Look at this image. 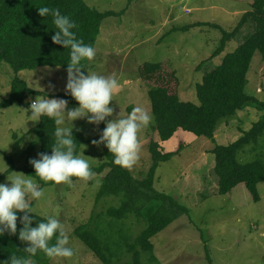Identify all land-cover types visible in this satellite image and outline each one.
I'll return each mask as SVG.
<instances>
[{
	"label": "rangeland",
	"instance_id": "374dc122",
	"mask_svg": "<svg viewBox=\"0 0 264 264\" xmlns=\"http://www.w3.org/2000/svg\"><path fill=\"white\" fill-rule=\"evenodd\" d=\"M84 1L102 12L122 13L105 20L95 57L82 61L81 71L85 75L96 73L112 77L120 85L115 100L109 105L114 111L105 118L107 123L127 117L134 107L143 108L153 117L150 125L138 133L140 158L129 169L133 177L142 179L150 170L152 140L159 142L165 153L180 149L179 155L160 165L154 186L158 192L171 196L187 208L189 214L180 216L152 239L159 262L156 264H264V183L258 186L260 201L257 203L244 184L230 194L220 195L214 171L215 157L211 154L216 145H229L238 140L261 119L263 112L248 106L234 117L224 119L217 127L214 140L180 130L170 141L161 142L159 134L153 130L150 85L140 77L139 68L144 63L162 64L170 80V90L177 93L182 102L198 105L197 84L254 32V26L248 24L237 39L227 44L222 55L211 60L222 38L220 28L232 31L243 14L251 10L253 0ZM198 23L203 25L184 30ZM18 72L19 78L42 96L47 95L45 98L62 99L54 95H70L66 93L68 72L61 68ZM15 76L16 72L8 64L0 65V103L9 97ZM248 77L246 92L264 101V54H256ZM38 97L28 95L23 106L0 110V176L11 170L0 183L10 184L7 177L21 175L32 178L44 190L43 199L30 203L36 214L61 221L69 237L67 246L74 251L71 258H53L50 264H104L75 235L77 228L88 223L91 228L98 227L102 231L103 240L110 245L107 249L115 254V263H131L127 243H133L145 229L154 208L147 204L141 216L132 213L123 220L111 219L107 216L108 210L119 207L122 198L109 196L97 201L102 176L72 180L71 185H57L36 177L29 161L40 159L41 145L38 137L29 132L40 121L30 118V104ZM76 107L79 106L68 105V109ZM66 126L85 136L86 144L79 155L88 160L91 169L105 162L103 144L92 143L101 139L100 122L89 123L88 117H84ZM33 143L37 144L34 149ZM256 159L264 163V136L239 155V162L243 164ZM26 167L33 175L24 171ZM147 259L143 256L144 264H153Z\"/></svg>",
	"mask_w": 264,
	"mask_h": 264
},
{
	"label": "trees",
	"instance_id": "16d2710c",
	"mask_svg": "<svg viewBox=\"0 0 264 264\" xmlns=\"http://www.w3.org/2000/svg\"><path fill=\"white\" fill-rule=\"evenodd\" d=\"M47 6L59 9L62 15L70 18L76 27L71 31L76 41L96 48L101 29L106 19L118 17L122 13L114 11L102 12L90 7L84 0H0V65L8 64L16 76L11 81L9 97L0 103V110L13 106H23L28 95H39L28 84L18 77L21 69L36 70L39 68H61L67 71L70 62L71 49L62 44H55L51 37L57 29L53 24L51 13L40 16L38 7ZM254 26V32L247 35L243 43L232 53L226 55L222 64L208 72L201 83L197 84L196 91L199 104L182 102L177 93L170 90V80L160 63H144L140 68V77L150 85L149 97L155 124L153 130L159 134L161 142L171 140L178 131L182 130L204 137L215 139L218 125L224 119L237 115L246 107H255L263 112L261 119L254 123L250 130L229 145H216L211 151L215 157L214 171L218 177V193L230 194L237 186L244 184L254 202L260 201L258 186L264 183V163L256 159L249 163H240L239 155L247 146L256 145L264 136V101H260L246 92L249 85V73L257 53L264 54V0H253L251 10L244 13L237 26L232 31L220 28L222 38L218 48L213 52L211 60L222 55L227 44L237 39L247 25ZM198 23L186 27L184 30L199 27ZM174 76V73L171 74ZM54 97L68 101V105L79 106L71 95L57 94ZM101 137L107 125V120L100 122ZM54 121L41 117L39 124L32 128L29 134L38 137L41 153L51 154V147L55 143ZM77 143V154L86 144V138L81 132H72ZM37 146L31 145L32 149ZM152 165L146 177L136 179L131 171L113 163L114 154L103 144L105 162L97 168H92L94 176H102V185L97 195V201L105 197H121V205L108 210L107 216L111 219L123 220L132 213L141 216L142 210L150 204L153 214L149 216L145 229L133 243H127L132 254V262L124 264H144L143 256H147L148 263H159L154 254L155 247L152 239L164 231L182 215H188L189 210L174 199L155 189L156 173L160 165L171 161L177 152L165 153L159 142L151 141ZM8 170L0 176L2 182ZM24 171L33 175L30 169ZM92 177V178H93ZM72 180H83L72 177ZM155 202V203H153ZM33 207V204H31ZM150 211V210H148ZM24 213H18L22 218ZM33 218L32 227H37L39 222H46V217L36 213L30 214ZM20 219L17 221V234L9 235L7 232L0 237V262L8 261L11 254L25 257L23 251L28 245L18 238L22 228ZM75 235L95 254L97 259L104 264H123L113 261L115 254L102 238V231L96 227L91 228L85 224L76 229ZM55 237L51 241L54 244ZM33 264H50L53 258L45 253L38 252L32 257Z\"/></svg>",
	"mask_w": 264,
	"mask_h": 264
},
{
	"label": "clouds",
	"instance_id": "9594fccd",
	"mask_svg": "<svg viewBox=\"0 0 264 264\" xmlns=\"http://www.w3.org/2000/svg\"><path fill=\"white\" fill-rule=\"evenodd\" d=\"M51 13L53 24L57 29L51 37L55 44L71 49L70 62L68 63V83L66 93H69L79 107L68 109L65 99H49L38 97L30 104L31 120L39 121L47 117L55 124V143L51 147V154H40V159H32L29 163L35 169V176L44 182L54 184L65 183L71 185L72 177L89 180L94 172L88 160L77 154V143L72 135V121L88 117L89 123H99L113 114L110 107L111 101L120 87L118 81L96 73L85 75L82 61H91L95 57V48L76 41L72 28L75 24L70 18L62 15L59 9L47 6L38 7V14L42 17ZM67 110V111H66ZM153 117L141 107H134L127 117L108 122L100 141L93 144H105L114 154L113 163L123 168L131 169L139 160L140 142L138 133L152 122ZM10 184L0 183V237L7 232L9 235L17 234V221L23 225L19 230L18 238L28 246L23 249L28 255L25 257L11 254L8 261L0 264H33L32 257L38 252L45 253L49 258H71L74 251L68 247L69 237L64 225L53 216H47L46 222H39L37 227H32L35 213L30 201L39 202L44 198L45 192L32 178L16 175L9 179ZM18 213H24L20 218ZM55 237V243L51 241Z\"/></svg>",
	"mask_w": 264,
	"mask_h": 264
},
{
	"label": "crops",
	"instance_id": "0c3cea01",
	"mask_svg": "<svg viewBox=\"0 0 264 264\" xmlns=\"http://www.w3.org/2000/svg\"><path fill=\"white\" fill-rule=\"evenodd\" d=\"M170 141V140H169ZM168 142V141H167Z\"/></svg>",
	"mask_w": 264,
	"mask_h": 264
}]
</instances>
